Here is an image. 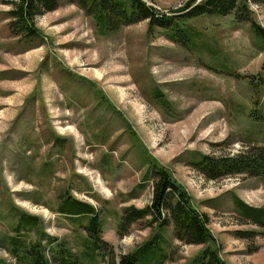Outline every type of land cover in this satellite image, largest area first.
I'll use <instances>...</instances> for the list:
<instances>
[{
  "label": "rangeland",
  "instance_id": "rangeland-1",
  "mask_svg": "<svg viewBox=\"0 0 264 264\" xmlns=\"http://www.w3.org/2000/svg\"><path fill=\"white\" fill-rule=\"evenodd\" d=\"M11 1L0 0V258L17 264L3 241L26 212L56 239H43L51 257L64 247L84 264H118L139 250L138 264H192L205 245L177 239L173 223L148 215L118 232L125 207L151 204L159 165L209 216L226 264H264V226L236 200L264 210V177L211 179L195 165L264 146V38L253 23L235 13L185 16L188 0H143L156 20L114 25L57 0L29 34ZM250 8L264 28V2ZM131 99L144 106V123ZM68 191L99 212L105 258L84 260L86 231L57 211Z\"/></svg>",
  "mask_w": 264,
  "mask_h": 264
},
{
  "label": "trees",
  "instance_id": "trees-1",
  "mask_svg": "<svg viewBox=\"0 0 264 264\" xmlns=\"http://www.w3.org/2000/svg\"><path fill=\"white\" fill-rule=\"evenodd\" d=\"M76 2L89 12L95 9V12L98 11L103 18L107 19L109 23L112 21L113 24L118 18H120L119 24L146 18L157 19L156 11L143 0H76ZM250 2L260 3L264 0H188L181 7L180 12L185 10L182 14L188 17L202 14L227 15L235 13L239 20L252 22L257 33L264 38V28L254 20ZM11 3L15 4V8L9 14H13L18 19L21 27L28 28L29 34L33 33L29 22L31 24L37 16L59 6L57 0H14ZM195 165L211 179L242 173L264 177V146H255L235 155L221 158H210L204 155L201 161ZM154 166L156 180L153 184L151 204L143 208L133 205L125 207L118 225L119 234H127L132 224L151 215L153 220H159L160 225L173 223L174 235L177 239L189 244L205 245V248L195 256L192 264H226L219 254L214 236L208 227L209 216L201 213L193 205L189 193L174 180L168 170L159 167V165ZM61 198L63 199L59 203L57 211L65 214L74 223H81L80 226L86 231L84 260L94 259L97 261L98 251H100L98 255L104 258L108 256L109 253L105 249L110 244L102 240L101 219L96 207L89 202L75 198L71 193L67 197L61 196ZM236 200L243 215L264 226L263 209L248 206L238 198ZM83 218L86 219L85 223L81 222ZM43 239H46V244L49 246L56 240L44 231L42 219L38 215L21 212L18 215L17 223L12 227V234L4 236L3 247L15 258L17 264L85 263L76 257L68 258L69 250L64 247L58 249V255L54 253L52 257L47 255ZM69 254L71 253L69 252ZM139 254V250L123 254L118 264H138ZM0 264L7 263L0 258Z\"/></svg>",
  "mask_w": 264,
  "mask_h": 264
},
{
  "label": "bare ground",
  "instance_id": "bare-ground-1",
  "mask_svg": "<svg viewBox=\"0 0 264 264\" xmlns=\"http://www.w3.org/2000/svg\"><path fill=\"white\" fill-rule=\"evenodd\" d=\"M75 59L79 60V62H80V59H79L78 56H75ZM94 72L97 73V75L99 76V78H102V74L100 72H98L97 70H95ZM113 75H115V74H113ZM112 83L113 84H120V83L115 82V81H112ZM116 93L122 99H127V100L130 99V97L126 93V89H125L124 85H122V84H120V85L117 86ZM131 100L133 102V103L132 102L131 103L133 104V107L135 109V112L137 113V115L138 114L140 115L141 121L144 123V119H143L144 118V115H145V108H144V106L140 102H138L136 100H133V99H131ZM67 128L70 129V130H72L74 127L68 126ZM152 137H153V140H154V144H156L157 138H156V135L154 134V132H153ZM99 182L102 184V180H99ZM103 188H104L103 190L105 192H108V189H106L104 186H103Z\"/></svg>",
  "mask_w": 264,
  "mask_h": 264
},
{
  "label": "flooded vegetation",
  "instance_id": "flooded-vegetation-1",
  "mask_svg": "<svg viewBox=\"0 0 264 264\" xmlns=\"http://www.w3.org/2000/svg\"><path fill=\"white\" fill-rule=\"evenodd\" d=\"M78 3V2H77ZM79 4V3H78ZM50 11H53V10H50Z\"/></svg>",
  "mask_w": 264,
  "mask_h": 264
}]
</instances>
